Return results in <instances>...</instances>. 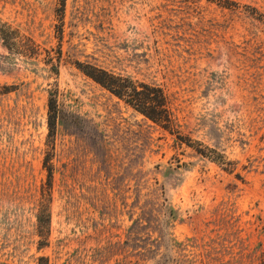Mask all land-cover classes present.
Listing matches in <instances>:
<instances>
[{"label": "rangeland", "instance_id": "374dc122", "mask_svg": "<svg viewBox=\"0 0 264 264\" xmlns=\"http://www.w3.org/2000/svg\"><path fill=\"white\" fill-rule=\"evenodd\" d=\"M0 19L20 43L0 41V264H264V0H0ZM89 67L160 87L171 129Z\"/></svg>", "mask_w": 264, "mask_h": 264}, {"label": "trees", "instance_id": "16d2710c", "mask_svg": "<svg viewBox=\"0 0 264 264\" xmlns=\"http://www.w3.org/2000/svg\"><path fill=\"white\" fill-rule=\"evenodd\" d=\"M17 31L10 28L6 23H2L0 19V41L3 46L10 52L19 51V38L14 35ZM60 55V54H59ZM59 57V56H58ZM83 72L98 84L109 90L111 93L119 98L128 99L129 103L140 113L157 124H163L166 129L172 127V115L167 106V97L164 91L160 87H152L148 85H142L141 90L135 86L132 82H127L119 76L113 73H109L103 69L96 67H89L82 69ZM55 73H58V69L55 68ZM5 90L0 91V94H5ZM59 117V110L57 105V99L54 95L50 96L49 100V137L53 138L56 132L57 120ZM51 142V146H52ZM50 156V155H48ZM48 182L47 189L43 191L44 202L50 201V189L52 187L53 178V166L47 164ZM46 205H42V211L38 216L39 233L42 238L46 237L50 231L51 215Z\"/></svg>", "mask_w": 264, "mask_h": 264}]
</instances>
